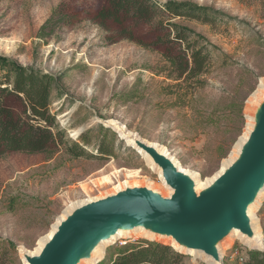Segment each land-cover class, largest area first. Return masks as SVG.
<instances>
[{
    "label": "rangeland",
    "instance_id": "rangeland-1",
    "mask_svg": "<svg viewBox=\"0 0 264 264\" xmlns=\"http://www.w3.org/2000/svg\"><path fill=\"white\" fill-rule=\"evenodd\" d=\"M175 1L211 7L230 18L212 25L181 23L218 50L207 72L194 80L177 79L171 65L148 49L128 41L109 45L92 21L57 24L60 6L68 13L92 12L100 0H0V57L57 79L60 91L52 92L49 111L82 149L80 157L63 150L0 155V264H23L19 248H37L73 202L124 182L161 186L137 151L98 120L118 121L164 147L202 182L227 160L245 129L247 101L264 80V0ZM73 131L82 139L75 142ZM255 216L264 240V197ZM140 240L176 252L165 242L133 236L108 246L98 264H108L119 248ZM247 251L232 240L223 264H240ZM176 253L181 264H206Z\"/></svg>",
    "mask_w": 264,
    "mask_h": 264
},
{
    "label": "water",
    "instance_id": "water-1",
    "mask_svg": "<svg viewBox=\"0 0 264 264\" xmlns=\"http://www.w3.org/2000/svg\"><path fill=\"white\" fill-rule=\"evenodd\" d=\"M259 86L260 94L254 97ZM257 89L247 101L243 138L233 146L228 156L232 158L204 182L182 168L164 147L118 121L115 130L98 120L116 135L120 132L119 139L145 157L161 186L124 182L97 197L71 203L37 248H19L23 264H98L108 246L137 232L149 239L136 236L165 242L206 264H223L224 248L234 239L264 253L257 248L264 240L255 216L264 197V80ZM120 235L127 237L119 239Z\"/></svg>",
    "mask_w": 264,
    "mask_h": 264
},
{
    "label": "trees",
    "instance_id": "trees-1",
    "mask_svg": "<svg viewBox=\"0 0 264 264\" xmlns=\"http://www.w3.org/2000/svg\"><path fill=\"white\" fill-rule=\"evenodd\" d=\"M226 15L189 1L100 0L92 12L56 11L57 24L74 26L92 21L106 33L109 45L128 41L159 54L177 79L194 80L210 67L217 47L181 23L215 24ZM0 155L53 154L63 150L80 157L82 149L67 138L49 111L52 92L60 91L57 79L0 57ZM73 131L75 142L81 133ZM108 264H181L182 256L167 246L143 240L126 243ZM240 264H264V253L247 251Z\"/></svg>",
    "mask_w": 264,
    "mask_h": 264
},
{
    "label": "bare ground",
    "instance_id": "bare-ground-1",
    "mask_svg": "<svg viewBox=\"0 0 264 264\" xmlns=\"http://www.w3.org/2000/svg\"><path fill=\"white\" fill-rule=\"evenodd\" d=\"M260 91H261V86H259L258 89L256 90V92L253 94L254 97H256L258 94H260ZM104 123H105L106 125L108 124V125L112 126L113 129L116 130V124H115L116 121H115V122H108V121H105ZM117 135H118V138H122L120 132H117ZM242 138H243V136H242L240 139L242 140ZM124 142L128 145V142H127L126 140H125ZM135 151H137V150H135ZM136 153L139 154L143 159H145V157H144L139 151H137ZM234 153H235V151L233 152V154H234ZM233 154H232V155H233ZM171 157H172V156H171ZM172 158H174V157H172ZM231 158H232V156L230 155V157H229L227 160H225V161L223 162L222 166H223L227 161H229ZM145 160H146V159H145ZM209 179H210V178H209ZM207 181H208V180H207ZM198 184L200 185V184H202V183L198 182ZM52 225H53V224H52ZM256 229H257L258 233L260 234V232H259V228H258L257 225H256ZM49 233H50V232H49ZM49 233H48V234H49ZM48 234H47V235H48ZM142 234H143V233H140V232L138 233V232H137V233H134L132 236L142 235ZM47 235H46V236H47ZM142 236H143L144 238H148V239H149V237H146L147 235H144V234H143ZM123 237H127V236H126V235H125V236L120 235L118 238L120 239V238H123ZM139 237H140V236H139ZM260 237L263 238L261 234H260ZM43 238H44V237H43ZM43 238H41V239L39 240L38 246L40 245V243H41V241H42ZM121 244H123V242H122ZM38 246H37V247H38ZM257 248H259V249H264V245H263V246H262V245H261V246H258ZM102 253H103V252H100V253L98 254V256H97V260L102 256Z\"/></svg>",
    "mask_w": 264,
    "mask_h": 264
}]
</instances>
